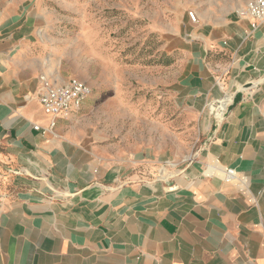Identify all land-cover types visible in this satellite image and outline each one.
<instances>
[{
    "label": "crops",
    "instance_id": "0c3cea01",
    "mask_svg": "<svg viewBox=\"0 0 264 264\" xmlns=\"http://www.w3.org/2000/svg\"><path fill=\"white\" fill-rule=\"evenodd\" d=\"M251 1L171 21L151 109L133 115L142 128L120 130L112 112L101 130L91 97L52 135L34 128L50 124L41 78L65 83L47 16L0 0V264H264V24L242 15ZM250 82L217 122L210 106ZM178 108L202 141L179 160Z\"/></svg>",
    "mask_w": 264,
    "mask_h": 264
},
{
    "label": "rangeland",
    "instance_id": "374dc122",
    "mask_svg": "<svg viewBox=\"0 0 264 264\" xmlns=\"http://www.w3.org/2000/svg\"><path fill=\"white\" fill-rule=\"evenodd\" d=\"M42 7L48 21V46L56 54L54 77L67 82H86L97 100L98 123L104 129L105 115L120 114L121 130L143 126L133 115L151 109L154 97L152 66L163 63L159 52L171 21L182 14L208 9L219 0H24ZM90 97V98H91ZM108 111L105 103H111ZM117 110V111H116ZM123 116V118H121ZM177 160L196 153L202 144L192 115L178 108ZM139 124V125H138ZM148 123L147 125L149 126ZM146 125V126H147ZM151 129V127L149 128Z\"/></svg>",
    "mask_w": 264,
    "mask_h": 264
},
{
    "label": "built area",
    "instance_id": "2783aa9c",
    "mask_svg": "<svg viewBox=\"0 0 264 264\" xmlns=\"http://www.w3.org/2000/svg\"><path fill=\"white\" fill-rule=\"evenodd\" d=\"M188 15L192 22H198V18L194 12H189ZM242 15L253 21V29H257L263 25L264 0L249 2L242 11ZM92 94V88L80 79L72 78L65 83L57 84L46 77H42L41 88L38 94L39 102L44 113L50 117V124L48 127L34 125V128L43 134L54 135L58 120L60 118H68L80 111ZM230 96H232V93L227 94L224 100L229 99ZM230 105L231 103L228 106H224L223 102H220L219 104L214 103L210 106V111L217 122H222ZM212 107H216V110H213ZM230 175L233 176V173H230Z\"/></svg>",
    "mask_w": 264,
    "mask_h": 264
},
{
    "label": "water",
    "instance_id": "95a60500",
    "mask_svg": "<svg viewBox=\"0 0 264 264\" xmlns=\"http://www.w3.org/2000/svg\"><path fill=\"white\" fill-rule=\"evenodd\" d=\"M254 82H250L246 85H244L242 88L244 90L246 89H250L253 88L254 86ZM231 93L233 94V99H232V103L231 105L228 107L227 113L224 115L222 121H224L228 115L230 114V112L240 103H242L245 100V94L242 91H239V89L237 87H234L231 91ZM163 179V178H162ZM170 184V183H169Z\"/></svg>",
    "mask_w": 264,
    "mask_h": 264
},
{
    "label": "bare ground",
    "instance_id": "6f19581e",
    "mask_svg": "<svg viewBox=\"0 0 264 264\" xmlns=\"http://www.w3.org/2000/svg\"><path fill=\"white\" fill-rule=\"evenodd\" d=\"M256 85H257V84H254V86H256ZM254 86H253V87H254ZM250 89H251V88H250ZM248 90H249V89L244 90L242 87H241V89H239V91H242L244 94H245V92L248 91ZM232 99H233V94H232V96H230L229 99L222 101L223 104H224V106H228L230 103H232ZM212 109H213V110H216V107H212Z\"/></svg>",
    "mask_w": 264,
    "mask_h": 264
}]
</instances>
